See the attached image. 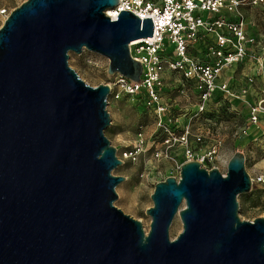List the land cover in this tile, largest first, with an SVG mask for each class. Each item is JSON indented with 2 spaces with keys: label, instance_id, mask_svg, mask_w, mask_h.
Here are the masks:
<instances>
[{
  "label": "water",
  "instance_id": "water-1",
  "mask_svg": "<svg viewBox=\"0 0 264 264\" xmlns=\"http://www.w3.org/2000/svg\"><path fill=\"white\" fill-rule=\"evenodd\" d=\"M117 2L24 0L0 26V264H264V217L238 215L252 186L242 151L224 174L190 160L156 182L147 233L114 205L125 177L104 134L109 86L67 60L88 50L108 75L139 79L128 45L153 25L123 9L110 18Z\"/></svg>",
  "mask_w": 264,
  "mask_h": 264
},
{
  "label": "built area",
  "instance_id": "built-area-1",
  "mask_svg": "<svg viewBox=\"0 0 264 264\" xmlns=\"http://www.w3.org/2000/svg\"><path fill=\"white\" fill-rule=\"evenodd\" d=\"M263 1L118 0L113 8L129 10L140 20L150 17L153 30L150 37L128 45L130 56L141 65L139 79L131 80L119 73L111 75L106 83L107 102L123 95L136 98L154 113L156 128L149 136L139 129L121 158L135 160L151 150L153 159L172 162L178 174L181 164L190 160L206 169L216 167L222 139L197 123L211 125L212 120L219 119L218 113L208 111L210 102L217 103L220 113L238 106L245 108V118L233 129V137L238 142L251 136L252 128L255 131L251 139L264 143V45L260 36L249 33L242 12L243 5ZM238 68H248L250 72L244 74V83L236 87L234 76L228 73ZM168 73L178 76L171 85L180 94L191 90L196 95L192 114L171 113V100L166 98L171 89L165 84ZM257 77L263 78L260 86L256 85ZM252 91L258 95L256 101L249 98ZM146 173L144 169L141 175ZM250 180L252 185L264 189V168Z\"/></svg>",
  "mask_w": 264,
  "mask_h": 264
},
{
  "label": "rangeland",
  "instance_id": "rangeland-1",
  "mask_svg": "<svg viewBox=\"0 0 264 264\" xmlns=\"http://www.w3.org/2000/svg\"><path fill=\"white\" fill-rule=\"evenodd\" d=\"M23 1L0 0V26L9 12ZM242 12L249 33L260 36L264 45V1L258 5H243ZM67 61L79 77L91 86L106 84L112 79V76L106 73L108 60L102 55L88 50H83L80 55L70 52ZM247 72H250L248 68H238L232 69L228 74L234 76L233 85L237 87L244 83V74ZM174 77L175 79L178 78L177 75H174ZM174 77L171 73L165 76V84L171 87L170 92L166 94V98L171 100V113L178 115L185 111L187 115H190L194 112L196 95L191 90H187L185 94H180L177 88H173L171 85V83H174ZM256 82H258L256 85H262L263 78L257 77ZM257 96L254 91L249 94L252 101H256ZM106 109L111 119L110 124L104 129V134L115 146L116 154L122 161L120 165L113 169L112 173L125 177L115 188L117 198L114 205L132 218L139 220L145 233H147L150 216L145 214V210L152 205L150 194L153 191L154 184L168 176L177 177L178 173L174 170L172 162L153 159L151 150L139 155L135 160L121 158L122 151L131 147L135 134L139 129L143 131L145 136L154 134L156 131L155 116L151 110L143 106L136 98L125 95L119 100L110 98ZM208 111L218 113L219 119L212 120L211 125L199 121L197 123H200L199 126L203 129L210 128L213 135H217L222 139L219 158L215 163L219 171L225 173L229 157L237 150L244 153V166L250 176L263 169L264 143L258 139H251L255 130L251 128L252 135L242 137L238 142L232 135L233 129L243 122L246 109L238 106L237 109H233L231 112L220 113L221 110H219L217 103L210 102ZM144 169L147 173L142 176L141 173ZM236 199L240 219L253 220L255 217H264V189L252 185L249 192L238 194ZM181 228L182 223L179 216L176 215L169 227V237L174 238Z\"/></svg>",
  "mask_w": 264,
  "mask_h": 264
},
{
  "label": "bare ground",
  "instance_id": "bare-ground-1",
  "mask_svg": "<svg viewBox=\"0 0 264 264\" xmlns=\"http://www.w3.org/2000/svg\"><path fill=\"white\" fill-rule=\"evenodd\" d=\"M118 10L116 8H108L106 9L105 13L110 17V18H116V16L118 15ZM140 39H135L132 40L131 42H129V45L131 46L133 43L139 41Z\"/></svg>",
  "mask_w": 264,
  "mask_h": 264
}]
</instances>
